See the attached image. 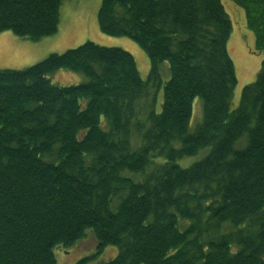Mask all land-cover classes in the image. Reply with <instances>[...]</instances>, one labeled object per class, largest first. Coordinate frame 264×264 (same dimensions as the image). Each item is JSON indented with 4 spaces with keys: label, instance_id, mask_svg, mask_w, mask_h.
Wrapping results in <instances>:
<instances>
[{
    "label": "trees",
    "instance_id": "trees-1",
    "mask_svg": "<svg viewBox=\"0 0 264 264\" xmlns=\"http://www.w3.org/2000/svg\"><path fill=\"white\" fill-rule=\"evenodd\" d=\"M63 1L0 0V34L55 35ZM231 1L264 51V0ZM98 23L147 53L148 80L91 41L0 70V264H58L90 237L76 264H264V61L235 104L223 0H102ZM61 69L88 81L57 86Z\"/></svg>",
    "mask_w": 264,
    "mask_h": 264
},
{
    "label": "rangeland",
    "instance_id": "rangeland-1",
    "mask_svg": "<svg viewBox=\"0 0 264 264\" xmlns=\"http://www.w3.org/2000/svg\"><path fill=\"white\" fill-rule=\"evenodd\" d=\"M101 4L102 0H64L61 5L58 32L37 42L18 37L10 31L1 33L0 70H24L41 62L51 54H60L91 41L102 46L119 47L133 54L141 77L148 80L151 74V62L147 53L129 38L112 37L101 31L98 23ZM223 4L233 21L234 30L228 49L235 63L238 78L234 96V103L238 104L244 86L253 83L260 72L264 61V51L258 52L256 50L255 36L247 27L244 10L234 5L231 0H223ZM160 74L163 87L158 92V111L162 109L164 102V84L171 78L169 62L161 64ZM49 79L53 84L63 87L79 85L88 81L84 74L64 69L52 74ZM196 106L195 117L191 123V132L195 130L197 123L202 119V101L197 99L195 101ZM245 142V140L242 141L237 147L244 146ZM202 156L203 153L187 160L185 164L189 166ZM87 233L90 235L91 232ZM96 245L93 237H90L71 251L61 252L57 250L58 264H76L79 260L94 254ZM117 252V248L106 249L98 262L109 261L116 256Z\"/></svg>",
    "mask_w": 264,
    "mask_h": 264
}]
</instances>
